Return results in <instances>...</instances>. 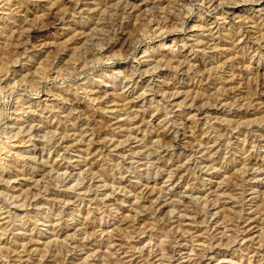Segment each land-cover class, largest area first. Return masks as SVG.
Returning a JSON list of instances; mask_svg holds the SVG:
<instances>
[{"label":"rangeland","instance_id":"rangeland-1","mask_svg":"<svg viewBox=\"0 0 264 264\" xmlns=\"http://www.w3.org/2000/svg\"><path fill=\"white\" fill-rule=\"evenodd\" d=\"M0 3V264H264V5Z\"/></svg>","mask_w":264,"mask_h":264},{"label":"clouds","instance_id":"clouds-1","mask_svg":"<svg viewBox=\"0 0 264 264\" xmlns=\"http://www.w3.org/2000/svg\"><path fill=\"white\" fill-rule=\"evenodd\" d=\"M58 2V0H57ZM247 4H255V5H264V0H219L218 7H224V6H231L235 8H241L244 7ZM4 5L3 3H0V8H2ZM60 19H63V16L60 17ZM15 91V89H3L0 88V95H4L7 93L8 98L11 99L12 93ZM6 118V113L0 111V126L4 124V120Z\"/></svg>","mask_w":264,"mask_h":264}]
</instances>
